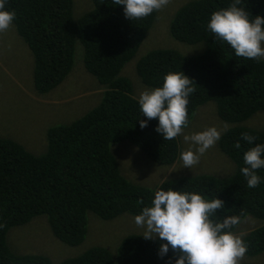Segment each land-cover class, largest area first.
<instances>
[{
	"label": "trees",
	"instance_id": "trees-1",
	"mask_svg": "<svg viewBox=\"0 0 264 264\" xmlns=\"http://www.w3.org/2000/svg\"><path fill=\"white\" fill-rule=\"evenodd\" d=\"M230 3L186 0L177 5L169 21L170 35L182 43H201L203 50L185 55L172 48L151 49L138 59L135 70L141 81L153 88L161 86L170 71H182L190 77L196 90L189 97V121L199 105L209 100L216 103L219 116L229 122L219 146L233 160L235 169L224 177H169L149 187L121 173L111 144L128 140L167 167L179 155L178 137L163 140L155 131L157 120L140 127L139 121L146 117L130 81L120 76L157 11L130 20L123 6L114 5L112 0H89L87 9L76 17L73 0H8L6 9L15 11L13 24L35 62L33 96H43L63 80L73 66L77 42L83 47L86 70L105 90L100 103L81 117L49 127L47 149L41 154L30 152L10 137H0V264H53L45 254L10 250L6 235L12 226L45 215L59 239L78 245L87 233L89 211L103 219L124 212L137 216L143 207L151 206L156 190L169 188L223 200L224 208L217 210L220 219L225 215L261 219L262 224L242 238L248 246L247 255L264 253V168L257 170L262 179L255 188L247 187L241 173L246 166L244 152L264 144V122L261 128L243 124L264 111V58L238 57L207 30L211 14ZM243 4L252 16H264V0H243ZM243 133L256 137L253 144L242 139ZM237 141L240 149L234 147ZM142 235L123 236L114 250L91 245L59 264H174L176 256L171 249L161 257V241L145 240Z\"/></svg>",
	"mask_w": 264,
	"mask_h": 264
},
{
	"label": "rangeland",
	"instance_id": "rangeland-1",
	"mask_svg": "<svg viewBox=\"0 0 264 264\" xmlns=\"http://www.w3.org/2000/svg\"><path fill=\"white\" fill-rule=\"evenodd\" d=\"M186 0H169V4L158 10L153 24L142 40L134 56L123 66L120 76L128 79L133 95L146 88L135 67L138 59L147 51L156 48H172L185 55L200 53L201 43L186 44L175 40L169 32V21L177 5ZM89 0H73L74 16L81 15L88 7ZM84 51L77 42L73 66L63 80L43 96H33L34 59L26 43L18 35L13 24L8 30L0 33V137H10L20 142L34 154H41L47 149L46 133L49 127L67 124L81 117L97 106L104 94L105 87L89 73L83 63ZM264 122V111L250 117L246 126L261 128ZM226 122L219 116L216 103L209 100L195 110L184 134L190 135L207 127L223 128ZM179 155L171 166H165L151 160L146 153L130 141L111 144V150L117 159L121 173L130 181L153 187L169 177L195 176L213 174L218 177L230 175L235 164L222 152L219 141L207 150L198 165L191 170L183 168L180 158L182 151L189 144L178 136ZM136 215L121 213L112 219H103L94 212H88V225L85 239L78 245H69L59 239L45 215L33 217L29 222L12 226L6 235V243L15 253H40L49 256L53 264L63 259L79 255L91 245H103L114 250L123 236L131 233L144 234V230L135 224ZM262 220L246 215L235 232L242 236L262 224ZM242 262L264 264V253L247 255Z\"/></svg>",
	"mask_w": 264,
	"mask_h": 264
},
{
	"label": "clouds",
	"instance_id": "clouds-1",
	"mask_svg": "<svg viewBox=\"0 0 264 264\" xmlns=\"http://www.w3.org/2000/svg\"><path fill=\"white\" fill-rule=\"evenodd\" d=\"M116 6H123L127 19H140L149 16L169 4V0H112ZM8 0H0V33L13 26L15 11L6 9ZM207 30L227 43L238 57L259 61L264 58V16L252 14L246 9L243 0H231L226 8L214 11L207 23ZM194 81L182 71H170L163 77L159 87L146 88L139 94L138 104L144 120H157L155 131L163 140H173L183 135L187 150L180 158L183 168L192 169L198 165L208 149L214 147L223 133V128L207 127L190 135L184 134L189 126V97L195 92ZM242 139L253 144L256 137L248 133ZM240 149L237 141L234 145ZM246 165L241 173L248 188L261 183L257 170L264 168V144H255L244 152ZM139 203L143 204L141 200ZM224 208L219 198L208 199L201 194L181 190L159 189L154 193L151 206H145L134 218L135 224L144 230L145 240L161 241L159 255L164 257L171 249L175 253L174 264H240L248 251L242 235L233 229L241 223L239 215H225L218 218V209Z\"/></svg>",
	"mask_w": 264,
	"mask_h": 264
}]
</instances>
